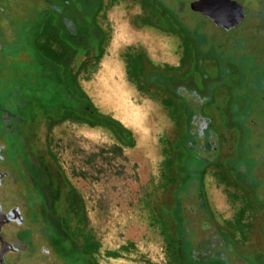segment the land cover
I'll return each mask as SVG.
<instances>
[{
    "label": "rangeland",
    "instance_id": "obj_1",
    "mask_svg": "<svg viewBox=\"0 0 264 264\" xmlns=\"http://www.w3.org/2000/svg\"><path fill=\"white\" fill-rule=\"evenodd\" d=\"M10 1L0 0V4L5 9L14 3V10L22 11L18 16H12L15 29H19L21 19L33 20L37 17L44 3L39 0H13L10 4ZM48 1L49 11L56 12L55 5L60 1ZM81 1L90 8V12L96 6L88 0ZM162 1L164 6L176 13L178 21L190 32L185 35L190 42L191 52V56L185 58V66L191 68L190 89L201 93L200 76L203 74L200 75L199 71L206 70L209 71L208 89H214L213 93H208L211 100L207 113L215 117L212 126L217 133L214 144L217 150L213 155L215 163L204 171H197L200 175L203 173L202 186L207 209L213 222L227 233L234 251L245 259L246 264H264V195L261 191L264 177H260L256 169L254 176L257 180L250 181L252 184L247 188L234 176V129L227 122L234 120V112L244 118V125L251 129L250 146L258 145L260 148L252 150V153L246 151L253 156L251 161L254 160L256 168L263 165L264 104L259 99L264 97V23L257 22H264V0H244L245 18L230 31L217 27L210 18L205 17L211 2H203L202 9L199 0H177L179 2L176 3ZM156 4L160 11L162 7ZM119 14L124 15L123 24L129 29L152 34L158 46V49H150L143 40L128 46L117 44L120 46L117 56L122 67H130L132 49L145 51L152 59H156L153 58L156 54L161 60L167 47L171 48L174 43L175 56L182 54V38L167 32L169 26L159 18H148V12L140 8L138 0H111L103 4L98 15V23L104 33V50L101 52L106 51ZM146 22H152L154 27H142ZM172 27L180 34L179 25ZM12 40L13 37L10 42ZM197 50L200 54H207L209 50L215 54L199 57ZM5 51L2 50V53ZM88 54L78 51L75 62L79 66L78 81L83 88L92 85L93 79H98L101 69L97 60L99 53ZM230 54H234V59L230 58L225 63L229 69L224 72L219 69V65ZM8 64V58L0 62L2 66ZM150 68L154 71L155 66ZM4 72L0 74V80L5 76ZM226 78L233 85L226 83L222 87H215L219 79L225 81ZM257 81L258 85L254 84ZM96 84L95 93L98 91ZM117 84L120 85L116 87L119 89L114 88V92L117 94L120 91L121 101L113 102L115 106L110 107L116 110L115 118L132 131V148L122 145V141L128 142L126 134L121 136V141L105 128L61 123L48 128L47 149L68 186L83 198L88 220L85 237L93 244L95 260L99 264H175L166 250L164 236L177 237L174 231L179 222L174 214L178 204L175 202L174 205V199L179 189L183 188L184 177L188 175L185 167L190 157L184 147L187 127L181 103L176 101L167 112L161 110L157 103L168 97L167 90L157 85H154L156 89L149 90L143 82L142 91L138 93L124 80ZM42 93L46 103L63 98L50 87H45ZM90 98L94 102L95 99ZM148 99L154 101L150 103ZM231 104L235 111H231L232 115L226 119L224 111L230 109ZM134 135L138 139V146H144L141 153L136 148ZM3 189H8L7 181ZM6 199V194L0 192L5 211L9 207ZM230 262L234 264L232 260Z\"/></svg>",
    "mask_w": 264,
    "mask_h": 264
},
{
    "label": "flooded vegetation",
    "instance_id": "obj_2",
    "mask_svg": "<svg viewBox=\"0 0 264 264\" xmlns=\"http://www.w3.org/2000/svg\"><path fill=\"white\" fill-rule=\"evenodd\" d=\"M39 1L44 3L37 17L33 20L21 19L19 29L14 28L12 16H18L22 11L16 12L14 3L5 9L0 4V62L9 59L7 66L0 65V74L5 71V76L0 80V192L6 194L9 207L5 211L0 201V208L4 215L15 214L13 221L0 228V237L7 243V250L0 254V264H99L95 260L93 244L85 237L88 220L83 198L68 186L53 163L47 149L46 134L50 126L53 128L61 123L79 125L80 119L94 121L93 111L79 97V66L75 62L78 51L93 54L101 48L104 33L98 23V15L103 4L111 0H88L96 5L91 7V12L81 0H58L56 12L49 11L50 1ZM138 1L140 8L148 12V18H159L168 24L165 18H173V13L176 15L161 3L162 0ZM154 3L162 7V13L167 11L163 18L155 13ZM200 7L204 9L203 5ZM150 24L154 25L152 22ZM190 56L191 52L183 49L182 59ZM230 58L234 59V54L222 61L220 69L224 72L229 69L226 64ZM208 72L199 71L200 75L203 74L200 76L201 93H195L189 87V66H179L176 71L167 70L166 67L150 71L145 81L147 86L153 80L161 84L162 89L176 92L175 97L168 95L164 102L170 101L171 105H175L176 101L181 103L187 127L184 147L190 159L185 167L188 175L183 179L184 189L176 193L174 205L178 198L189 203L193 207L189 215L193 223L201 220L198 208L202 199L195 187L201 175L197 171H204L215 163L213 155L217 150L214 145L217 133L212 127L215 117L207 113L211 100L207 93ZM226 83H230L228 78L225 81L219 79L215 86L222 87ZM254 84L258 85V81ZM45 87L56 90L63 99L46 103L42 93ZM259 100L264 104V97ZM225 110L227 119L235 108L231 104V108ZM233 114L236 120L234 126L230 122L234 128L236 152L234 176L250 188V181L256 180L251 153L260 148L258 145L250 146L251 129L244 125L247 133L240 130L238 121L241 116L235 112ZM119 139L122 141L121 137ZM5 181L7 190L3 189ZM180 208L178 204L174 214L178 222L183 215ZM181 226L179 224L175 229L174 235L177 237L172 236L173 242L178 239ZM202 230L205 228L202 227ZM1 246L0 241V253Z\"/></svg>",
    "mask_w": 264,
    "mask_h": 264
},
{
    "label": "trees",
    "instance_id": "obj_3",
    "mask_svg": "<svg viewBox=\"0 0 264 264\" xmlns=\"http://www.w3.org/2000/svg\"><path fill=\"white\" fill-rule=\"evenodd\" d=\"M143 8H146V2L144 1ZM155 13H159L160 11V16H163L167 14V11L162 13L163 10L160 9L156 6L154 7ZM173 18L166 17V22L168 23L167 25L169 28L166 30L167 32L173 33L179 37L182 38L183 44H184V49L190 51V42L185 38V35L187 36L188 33H190L177 19V15L174 13L172 14ZM172 21H169V20ZM242 23V22H241ZM240 23V24H241ZM264 22H258V24H263ZM166 24V23H165ZM143 25L145 26H152L154 25L146 22ZM179 25V29H181L180 34H178V31L174 29L172 26ZM183 26V27H182ZM261 26V25H260ZM238 27V26H237ZM236 27V28H237ZM235 29V28H234ZM233 30V29H232ZM104 43V40L101 42V47ZM102 48L99 47L98 49V56L97 60H99L102 56ZM198 53L199 57H207L209 56V53H214V51L209 50L207 54H200V51H196ZM215 54V53H214ZM202 55V56H201ZM181 66H185V60H181L180 62ZM222 64L219 65V69L221 68ZM133 71L129 74L130 78H133ZM158 84L157 86L163 88L161 84L156 83L155 81H151L148 86L152 84ZM213 85V84H210ZM77 87L79 90V97L81 100H83L86 105L90 108V110L93 111L94 113V121L89 122L85 121L83 119H80L79 122L80 124L86 125L89 128H95V127H100V128H105L114 135H116L118 138L121 136H124L126 134L128 136V142L122 141V145L127 148H132L133 147V140H132V134L128 130H126L118 121L114 120L110 116H105L100 114L97 109L93 106L89 98L86 96V94L82 91L81 87L77 83ZM210 87V86H209ZM216 87V86H215ZM211 88V87H210ZM138 91H142L141 86H137ZM214 89H207V93H213ZM169 96L175 97V92H168ZM63 99V98H62ZM210 103V102H208ZM164 106L168 109L173 108L174 105H171L170 101H166L163 103ZM232 121V124L234 126V122L236 121L235 119L230 120ZM228 121L231 125V122ZM239 124V129L243 130L246 132V129L244 127V118H240L238 121ZM232 126V125H231ZM234 129V128H232ZM260 174V177H264V164L258 166L257 168L255 167V170ZM201 171H203L201 169ZM202 176L203 173H201V179L199 182L196 184L197 190L201 194V199L202 201L199 203V208L198 210L199 215L201 214V220L197 221V223H193L192 220H190L189 215L190 211L193 210V207L189 205L187 202L181 201L179 198L176 199L177 204L181 205L183 215L180 218L179 217V224L182 226L181 232L178 233V239L173 242L172 236H164V241L166 244V250L171 257L172 261L175 264H231L230 260L234 262V264H246L245 259H243L240 255H238L232 246L231 240L229 239L228 235L226 232L221 230L212 220L211 215L209 214V211L207 209V205L205 202V197L203 193V186H202ZM259 177V178H260ZM257 180V179H256ZM263 189L261 190L264 195V186L262 187ZM184 188L180 189L183 190ZM202 227L205 228V230H202ZM164 230H162L163 232ZM165 233V232H164ZM166 234V233H165ZM232 258V259H231ZM233 264V263H232Z\"/></svg>",
    "mask_w": 264,
    "mask_h": 264
},
{
    "label": "crops",
    "instance_id": "obj_4",
    "mask_svg": "<svg viewBox=\"0 0 264 264\" xmlns=\"http://www.w3.org/2000/svg\"><path fill=\"white\" fill-rule=\"evenodd\" d=\"M142 27H147V28H151V29L153 28L152 26H145V25H143ZM101 29H102V27H101ZM132 31H134V30H132ZM134 32L137 33V34H142V32H138V31H134ZM151 37L152 38L148 40L149 43H156L157 44V41L154 39L153 35H151ZM119 42L120 41H118V42L115 41V44H113L112 40H110L109 44L107 45L105 53L103 51L104 54L102 53L101 58L98 60V65L101 67L98 79L97 80L93 79L92 85L88 84L86 86V88H83L82 85L79 83V81H78V84L81 87L82 91L86 94V96L89 98V100L91 101L93 106L97 109V111L100 114L105 115V116H110L114 120H116V121H118L120 123V121L118 119H116L115 117H113V115L108 111V109L106 107L103 108L104 105L102 106L101 103L99 104V101H98L99 95H98V93L102 94L103 90L106 91L107 89L111 88V86H113L114 83L116 84L115 87L120 86L117 83L118 82L121 83L122 80L126 81L127 84L132 86L134 88V90L139 93L140 91L137 90V86L138 85L139 86H143V82L146 81L147 74L150 71H152L150 67L155 66V69H153L154 71H156V70L159 71L163 67H166L167 70H175L176 71V69H179V66H181L180 62L182 60V54L178 55V56H175V44L174 43L172 44L171 48L167 47V51H166L165 55L162 56L161 60L158 58V56H156V54L153 56V58H156V59H152L151 58L152 56H149V54L146 53L145 51H141L140 52V51H137V50L135 51L134 49H132V57H131V61H130V67L128 69H126V65L123 66V67L120 66V64L122 65V63L118 59L117 52H118V48L120 46H123V45H125V46L127 45L128 46V44H123V43L120 42V46H118L117 44H119ZM137 42H139V41H137ZM137 42H132L129 45H134ZM145 46L149 47L150 45L146 42ZM101 48H102V50H104V46L103 45H102ZM155 49H158V47H156ZM122 68H124L125 77H124V73H123V69ZM120 71H122V72H120ZM132 71H133V76H132L133 78H130L129 74ZM95 84H96L97 89H98V91L96 93L93 92ZM154 85H156V84L154 83V84L150 85L149 90L156 89L154 87ZM131 94H132V92H131ZM104 95H105V93H104ZM90 96L93 97L95 100L96 99L97 100L96 101L94 100V102H93L91 100ZM140 99H142V98H140ZM165 99H166V97L161 99V100H159L157 103H158V106L161 108V110H166L167 111V108L163 104ZM150 100L148 99V101L150 103L152 101H154L152 99H150ZM154 112H156V110H154ZM120 124L126 130L131 132V134H132V131L130 129L125 127L122 123H120ZM132 138H133V135H132ZM135 138H134V140H136V148L141 153L142 150H144L143 149L144 146H142V147L138 146V139H137L136 136H135Z\"/></svg>",
    "mask_w": 264,
    "mask_h": 264
},
{
    "label": "water",
    "instance_id": "obj_5",
    "mask_svg": "<svg viewBox=\"0 0 264 264\" xmlns=\"http://www.w3.org/2000/svg\"><path fill=\"white\" fill-rule=\"evenodd\" d=\"M211 6L205 14L210 18L217 27H221L225 31H230L240 25L244 19L243 3L244 0H210ZM203 1H200L202 5ZM2 175H0L1 178ZM13 212L4 215L0 208V228L2 225L13 221L15 216ZM2 243L1 255L7 250V243L0 237Z\"/></svg>",
    "mask_w": 264,
    "mask_h": 264
},
{
    "label": "bare ground",
    "instance_id": "obj_6",
    "mask_svg": "<svg viewBox=\"0 0 264 264\" xmlns=\"http://www.w3.org/2000/svg\"><path fill=\"white\" fill-rule=\"evenodd\" d=\"M108 16H110V15H108ZM122 16H124L123 14H119L118 15V17L116 18V23H115V25H114V27H113V31H112V35H111V40H112V43L113 44H115V41H120L121 43H123V44H131L132 42H137V41H141V40H143L144 41V43H148L150 46V49L151 48H156V47H158L157 46V44L156 43H149V39H151L152 37H151V35L152 34H150V33H147V32H145V33H142V34H137V33H135L134 31H132L131 29H129L126 25H125V23L123 24V17ZM111 17V16H110ZM104 22V21H103ZM105 28V27H104ZM120 42H119V44H120ZM114 46V45H113ZM110 48V47H109ZM107 54V53H106ZM120 66L122 67V65L120 64ZM122 69H124V68H122ZM113 79V78H112ZM111 79V80H112ZM115 83L113 84V86L111 87V89H113L112 91H110V88H109V93H107V94H105L104 95V93H106V91H104L103 90V92H102V94H100V93H98V95H99V104L101 103V104H103L104 103V105L105 106H107V107H109L110 108V110H109V108H107L108 109V111L114 116V117H116L115 115V113H116V110H114V109H112L115 105L113 104V102H116V103H118V102H120L121 101V96L119 95V92L120 91H118V93L116 94L115 92H114V88L115 89H119V88H116L115 87ZM107 91H108V89H107ZM121 94V93H120ZM104 95V96H103ZM94 100V99H93ZM130 100V99H129ZM128 100V101H129ZM123 102V101H122ZM131 103V102H130ZM129 103V104H130ZM123 104V103H122ZM132 104V103H131ZM110 105H112L113 107H110ZM117 106V105H116ZM116 108V107H115ZM118 110V109H117ZM131 110V109H130ZM115 111V112H114ZM132 111V110H131ZM105 112V111H104ZM135 116V115H134ZM118 117V116H117ZM123 117V116H122ZM121 117V118H122ZM121 122H122V120H121ZM123 123V122H122ZM87 137V136H86ZM92 137H93V134H92Z\"/></svg>",
    "mask_w": 264,
    "mask_h": 264
}]
</instances>
